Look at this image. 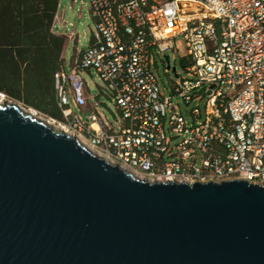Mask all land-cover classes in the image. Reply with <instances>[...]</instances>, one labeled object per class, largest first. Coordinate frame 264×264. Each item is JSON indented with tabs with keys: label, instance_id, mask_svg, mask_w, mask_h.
<instances>
[{
	"label": "built area",
	"instance_id": "1",
	"mask_svg": "<svg viewBox=\"0 0 264 264\" xmlns=\"http://www.w3.org/2000/svg\"><path fill=\"white\" fill-rule=\"evenodd\" d=\"M89 5L98 32L69 72L55 74L62 118L33 108L34 116L43 114L93 153L152 182L247 177L264 184V0ZM180 37L185 75L173 66L176 80L166 95L155 70L160 60L170 73L166 55L179 51ZM92 68L120 113L115 125L81 75ZM176 97L191 108V120Z\"/></svg>",
	"mask_w": 264,
	"mask_h": 264
},
{
	"label": "water",
	"instance_id": "2",
	"mask_svg": "<svg viewBox=\"0 0 264 264\" xmlns=\"http://www.w3.org/2000/svg\"><path fill=\"white\" fill-rule=\"evenodd\" d=\"M0 264H264V184L142 179L7 99Z\"/></svg>",
	"mask_w": 264,
	"mask_h": 264
},
{
	"label": "trees",
	"instance_id": "3",
	"mask_svg": "<svg viewBox=\"0 0 264 264\" xmlns=\"http://www.w3.org/2000/svg\"><path fill=\"white\" fill-rule=\"evenodd\" d=\"M60 2L0 0V92L55 118H62L55 74L65 70L67 43L54 31Z\"/></svg>",
	"mask_w": 264,
	"mask_h": 264
},
{
	"label": "rangeland",
	"instance_id": "4",
	"mask_svg": "<svg viewBox=\"0 0 264 264\" xmlns=\"http://www.w3.org/2000/svg\"><path fill=\"white\" fill-rule=\"evenodd\" d=\"M90 0H61L59 7V14L56 23L57 31L62 32L67 37L66 49H65V71L69 72L72 68L73 60L75 56L83 49H87L94 36L97 34L96 19L92 16L91 8L89 5ZM153 3L161 2L164 0H152ZM179 51H169L168 55L171 56L172 69L168 74L161 61L159 60V68L155 70L159 79V85L163 93L170 95L172 92L171 79L176 80V73L173 70V66H177V72L182 76L185 75L184 64L181 60V56L186 53V47L184 39L180 37L178 39ZM82 77L87 81L89 86V93L92 96H96V101L100 111H102L107 119L115 125L116 119L119 117V112L116 109L115 102L112 97L106 92V83L100 78L96 69L81 71ZM4 98L0 95V103H3ZM11 100V99H9ZM25 112H33V107H28L22 102L15 101ZM175 101L180 104L183 114L188 120H191L190 110L185 102L181 98H175ZM33 114V113H32ZM37 118L41 120L50 119L43 114H38ZM51 126L56 130H59V126L51 121Z\"/></svg>",
	"mask_w": 264,
	"mask_h": 264
},
{
	"label": "crops",
	"instance_id": "5",
	"mask_svg": "<svg viewBox=\"0 0 264 264\" xmlns=\"http://www.w3.org/2000/svg\"><path fill=\"white\" fill-rule=\"evenodd\" d=\"M58 14H59V12H58ZM58 14H57V17H56V20H55L54 31H55L56 33H59V34H63L62 32L57 31V28H56V23H57V19H58ZM65 49H66V47H65ZM64 58H65V51H64Z\"/></svg>",
	"mask_w": 264,
	"mask_h": 264
},
{
	"label": "bare ground",
	"instance_id": "6",
	"mask_svg": "<svg viewBox=\"0 0 264 264\" xmlns=\"http://www.w3.org/2000/svg\"><path fill=\"white\" fill-rule=\"evenodd\" d=\"M33 115H35V114H33Z\"/></svg>",
	"mask_w": 264,
	"mask_h": 264
}]
</instances>
